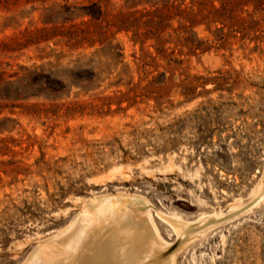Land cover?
I'll return each instance as SVG.
<instances>
[{
  "label": "rangeland",
  "instance_id": "rangeland-1",
  "mask_svg": "<svg viewBox=\"0 0 264 264\" xmlns=\"http://www.w3.org/2000/svg\"><path fill=\"white\" fill-rule=\"evenodd\" d=\"M197 1L0 0V264L113 196L175 264H264V0Z\"/></svg>",
  "mask_w": 264,
  "mask_h": 264
},
{
  "label": "bare ground",
  "instance_id": "bare-ground-1",
  "mask_svg": "<svg viewBox=\"0 0 264 264\" xmlns=\"http://www.w3.org/2000/svg\"><path fill=\"white\" fill-rule=\"evenodd\" d=\"M115 197L84 202L69 225L35 249L24 264H175L172 255L165 256L170 245L162 239L150 205L142 198ZM204 216V221L214 217ZM172 221L180 238L187 225L177 216Z\"/></svg>",
  "mask_w": 264,
  "mask_h": 264
},
{
  "label": "trees",
  "instance_id": "trees-1",
  "mask_svg": "<svg viewBox=\"0 0 264 264\" xmlns=\"http://www.w3.org/2000/svg\"><path fill=\"white\" fill-rule=\"evenodd\" d=\"M220 1V8L216 9L214 7H209L208 6V1L207 0H199L196 2V4L199 7V10L197 13L192 15L191 13H186L185 12V18L184 19H191L193 18H201L202 21H208L209 23H225L227 21L230 22L231 15L234 10V1L235 0H218ZM206 9H209L206 14L203 12L206 11ZM230 26H232L230 24ZM72 34H70L71 36Z\"/></svg>",
  "mask_w": 264,
  "mask_h": 264
}]
</instances>
